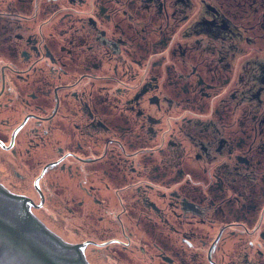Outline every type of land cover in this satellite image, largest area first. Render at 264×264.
<instances>
[{
	"label": "flooded vegetation",
	"instance_id": "af4514ba",
	"mask_svg": "<svg viewBox=\"0 0 264 264\" xmlns=\"http://www.w3.org/2000/svg\"><path fill=\"white\" fill-rule=\"evenodd\" d=\"M1 4L0 154L50 143L40 176L102 162L132 226L121 247L143 264H264V0L208 18L202 0Z\"/></svg>",
	"mask_w": 264,
	"mask_h": 264
},
{
	"label": "rangeland",
	"instance_id": "374dc122",
	"mask_svg": "<svg viewBox=\"0 0 264 264\" xmlns=\"http://www.w3.org/2000/svg\"><path fill=\"white\" fill-rule=\"evenodd\" d=\"M197 1V0H192ZM217 0H212V2H215ZM223 6L227 4H232V0H221ZM2 3V0H0V5ZM234 4V3H233ZM119 9H126L128 11L133 12L132 8L125 6L123 4L116 5ZM201 11V10H199ZM231 17V16H230ZM136 21V20H135ZM123 25H127L129 23L128 20L124 18L122 20ZM132 26H137L136 23H132ZM241 41V40H240ZM136 43V42H135ZM135 43L132 46V49L130 52L135 53L137 56L140 57L141 52L137 50ZM204 43L206 44L207 41L204 40ZM242 43V41H241ZM143 44V42H142ZM91 54H94L93 51H91ZM132 69L134 71L140 72V74L143 73V66L137 67L136 65H133ZM87 82H85L83 85H85ZM82 85V86H83ZM73 87L65 88V91H68L72 89ZM103 94V93H102ZM98 95H101L98 94ZM108 99L111 97L112 94H107ZM16 95L14 94H8L5 97L7 99H12ZM11 104V103H10ZM1 110V108H0ZM7 116V113H1L0 111V117L4 118ZM46 128L40 127L37 130V133L42 134ZM28 135V138L32 139L33 141H30V143L33 145L34 142H36V136L35 134H30L29 131L24 132L22 135L24 138V141H26V137ZM81 133L79 132V135ZM81 140H84V138L81 137ZM132 142L138 143V146L141 144V141L138 140H131ZM48 142V141H47ZM50 142L53 143V141L50 140ZM50 143H43L42 141H39V143L36 146L28 147L27 144H23L21 146L17 147V153L15 155L8 154L5 152H2L0 154V179L8 185L11 189L14 191H17L16 189L12 188L10 185L14 186L15 188H18V185L21 183L22 185H26L27 189H20L18 188V192L21 194H28L32 197H36V199H39V195L41 193V189L43 191V198L44 204L41 208H35L33 209L38 216H40L44 220V225L48 229H50L52 232L56 233L59 237L62 239L74 242V243H80L81 241L78 240H84L86 238H92L96 241V243L101 241L108 240L109 237L114 236V238L117 240L120 239L122 241L125 240V232L127 234L128 230L132 227L128 220L126 215L124 214L120 207L122 204L118 201V199L112 200L111 203V197L112 193H107L104 190L103 184L101 183L102 175L106 176L103 172L104 164L97 163V164H84L81 162H78L74 158L68 157L64 161V166H57L53 168L54 170L50 172H46L42 180L41 189L39 187V183H34V187L32 185L33 180L37 176L36 173L38 169L44 165L45 161H47L49 158L55 155L54 150L46 151L45 146H48ZM116 146V145H114ZM28 149V151H26ZM102 150V147H100L99 152ZM69 164V166H68ZM71 171L68 173V168ZM102 171V174H96L88 172L90 169L95 172L97 170ZM38 180V178L36 179ZM99 181L96 182V181ZM24 181V182H23ZM116 182V180H115ZM10 184V185H9ZM94 186L99 187L98 190L94 188ZM72 187V188H69ZM36 189V191L34 190ZM86 188V189H85ZM39 194H38V193ZM88 192L91 194L90 198H87L85 194H88ZM81 193V194H80ZM84 193V194H82ZM96 193V195H94ZM103 194L108 195V200H106L103 196ZM111 195V196H110ZM92 196V197H91ZM27 197V196H26ZM30 200H32L30 197H28ZM41 198V195H40ZM42 199H40L41 201ZM33 201V200H32ZM81 204H77L81 202ZM86 201L87 203H85ZM93 202H96L97 205H94ZM103 204L107 205L108 207L114 208L112 211L107 210ZM96 207L97 210H96ZM48 209V210H46ZM46 213V215L44 214ZM68 216H72L73 222L72 224H69L66 226L64 225L63 218ZM122 217L124 218L125 222L121 223ZM119 225H121V228L123 229L122 235L121 230L119 228ZM71 229V233L75 231V233L81 237L70 238L67 237L68 235H71V233H68L67 229ZM111 233V235H110ZM115 234L117 238L115 237ZM143 241V239H135L134 242ZM111 242L107 243L104 246H98L94 244H87V247H84L82 252L84 255V258L86 259L88 264H97V261L95 259V253L98 251V249H103L104 254L103 256L114 260L118 264H129V259L132 260L135 264H143V261L136 259V253L143 252L138 251L137 249H134L132 252H129L125 250L123 247H121V241H117L116 244H110ZM120 247V248H119ZM94 250V251H93ZM96 250V252H95ZM108 254V255H107ZM115 263V264H116Z\"/></svg>",
	"mask_w": 264,
	"mask_h": 264
},
{
	"label": "water",
	"instance_id": "95a60500",
	"mask_svg": "<svg viewBox=\"0 0 264 264\" xmlns=\"http://www.w3.org/2000/svg\"><path fill=\"white\" fill-rule=\"evenodd\" d=\"M0 181V264H85L80 244L54 236Z\"/></svg>",
	"mask_w": 264,
	"mask_h": 264
}]
</instances>
